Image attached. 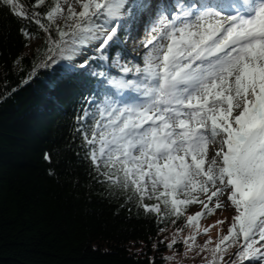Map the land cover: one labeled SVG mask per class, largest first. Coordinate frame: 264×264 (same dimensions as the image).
<instances>
[{"label":"snow or ice","instance_id":"snow-or-ice-1","mask_svg":"<svg viewBox=\"0 0 264 264\" xmlns=\"http://www.w3.org/2000/svg\"><path fill=\"white\" fill-rule=\"evenodd\" d=\"M44 4L0 0V11L49 37L55 25L59 40L38 67L57 65L58 49L67 63L55 71L67 79L89 68L91 57L72 62L81 46L97 41L98 59L108 60L129 20L158 16L143 45V67L113 65L134 78L88 72L104 94L91 101L95 111L77 118L85 159L101 182L133 190L145 212L179 218L186 206L200 204L187 216L185 227L194 231L183 243L210 252L208 264H264V0H176L168 14L157 0H52L46 12L34 10ZM61 18L68 31L56 23ZM19 31L32 35L26 26ZM210 144L218 145L211 159ZM220 196L237 214L214 247L211 238L196 245L199 221L223 207ZM153 198L156 204L143 203ZM176 242L174 235L168 246ZM232 246L237 250L225 260Z\"/></svg>","mask_w":264,"mask_h":264},{"label":"trees","instance_id":"trees-1","mask_svg":"<svg viewBox=\"0 0 264 264\" xmlns=\"http://www.w3.org/2000/svg\"><path fill=\"white\" fill-rule=\"evenodd\" d=\"M51 3L45 0L34 10L44 13ZM132 22L121 29V37ZM21 26L39 39L28 53ZM51 32L49 37L37 25L0 11V264H173L168 251L179 249L194 231L185 227L187 211L179 218L158 217L139 206L133 190L101 182L85 159L78 131L77 118L85 109L95 111L91 101L104 94L101 83L88 72L117 76L119 67L113 65L129 63L127 51L120 46L108 49V66L97 52L98 57L90 56L83 76L67 79L55 71L66 64L58 49L57 65L38 67L52 54L48 52L52 41L59 40L55 25ZM53 80L56 87L50 86ZM177 228L183 231L169 247L170 231ZM209 238L200 230L195 243L202 246ZM211 240L210 248L217 242ZM236 250L230 247L225 260ZM190 260L177 264H204Z\"/></svg>","mask_w":264,"mask_h":264},{"label":"rangeland","instance_id":"rangeland-1","mask_svg":"<svg viewBox=\"0 0 264 264\" xmlns=\"http://www.w3.org/2000/svg\"><path fill=\"white\" fill-rule=\"evenodd\" d=\"M69 2H71V0H69ZM74 7L76 8V11H80V6L79 5H74ZM66 8V6H65ZM149 21V20H148ZM57 24H59L62 28H64L65 31H68V29L65 27V22L64 20L58 19L56 21ZM139 33H142L140 36H136V41L134 44V48L135 51L134 53H132V56L135 58V61L137 62L138 65H140L141 67H143V55L145 52L148 51V49L144 48V43H146V41L148 39L151 38L152 34H150L147 38L145 37V31H146V26L144 25L143 27L138 28ZM154 35V34H153ZM39 42L38 37L36 36H32L30 38H28V45L25 49V52L28 53L30 51V49L32 48V46L36 45ZM93 42H97V41H93ZM151 47V46H149ZM57 50V49H56ZM81 50V47L78 49V51ZM130 77L134 78V74L133 73H129ZM235 114V113H234ZM218 145H209V149H208V158L211 159V157L214 155L215 150L217 149ZM183 198V196L181 197ZM201 199H203L204 197L201 196ZM219 202L223 205L222 208H218L215 209L214 213L211 215H206L204 216L202 219H200L199 221V231L200 230H204L205 228H209L210 225H214L213 227L210 228V230L208 231L207 235H209L211 238H215V241L219 240V236L224 233H227V226L228 224H232L233 222V217L237 214L235 208L230 204V202L227 201L226 196H220L219 197ZM187 208V216L188 215H192L195 212H198L201 210V205L200 204H191L186 206ZM217 221H224V223L222 224H217ZM172 234V237H174V235L176 236V238H178L179 240V233H177V231L175 230H171L170 231ZM181 237L183 236V234H180ZM189 235H187L186 237H188ZM173 239V238H172ZM190 242V241H189ZM196 245H199L200 242L198 241L197 243H195ZM181 247H179V249H177L176 247L169 250L168 254H169V260L173 262V264H177L179 262H187L190 261L193 263L196 262H202V263H207L208 261L211 260V253L208 251H204L201 252L200 249L198 247L193 248L192 250H188V246L185 245L183 243V241H181L180 244ZM189 258V259H188Z\"/></svg>","mask_w":264,"mask_h":264},{"label":"bare ground","instance_id":"bare-ground-1","mask_svg":"<svg viewBox=\"0 0 264 264\" xmlns=\"http://www.w3.org/2000/svg\"><path fill=\"white\" fill-rule=\"evenodd\" d=\"M93 42V41H92ZM92 42H89V43H87L86 45H87V47L92 43ZM78 57V56H77Z\"/></svg>","mask_w":264,"mask_h":264}]
</instances>
